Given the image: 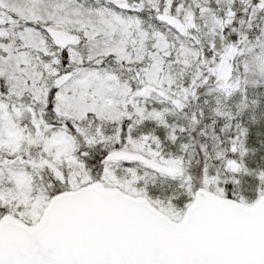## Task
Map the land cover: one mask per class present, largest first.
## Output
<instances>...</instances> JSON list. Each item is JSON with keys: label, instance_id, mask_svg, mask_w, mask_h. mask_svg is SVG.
Segmentation results:
<instances>
[{"label": "snow or ice", "instance_id": "1", "mask_svg": "<svg viewBox=\"0 0 264 264\" xmlns=\"http://www.w3.org/2000/svg\"><path fill=\"white\" fill-rule=\"evenodd\" d=\"M0 264H264V0H0Z\"/></svg>", "mask_w": 264, "mask_h": 264}]
</instances>
